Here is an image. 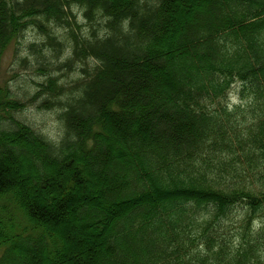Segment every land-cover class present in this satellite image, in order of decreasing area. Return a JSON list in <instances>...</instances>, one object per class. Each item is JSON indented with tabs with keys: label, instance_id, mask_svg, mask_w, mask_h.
Segmentation results:
<instances>
[{
	"label": "trees",
	"instance_id": "obj_1",
	"mask_svg": "<svg viewBox=\"0 0 264 264\" xmlns=\"http://www.w3.org/2000/svg\"><path fill=\"white\" fill-rule=\"evenodd\" d=\"M29 27L83 65L0 85V264H264V0H0V60Z\"/></svg>",
	"mask_w": 264,
	"mask_h": 264
},
{
	"label": "rangeland",
	"instance_id": "obj_2",
	"mask_svg": "<svg viewBox=\"0 0 264 264\" xmlns=\"http://www.w3.org/2000/svg\"><path fill=\"white\" fill-rule=\"evenodd\" d=\"M73 13L75 14V23L79 24L81 33L86 34L89 31V26L87 23L82 19V14L77 11L76 9H72ZM75 25V24H73ZM74 29L77 30L76 25ZM68 30L66 29H59L57 33L59 36L68 37V41L66 44V49L63 50L62 54L57 58L59 61H62L70 56V48L72 45V39L68 36ZM45 40V36L40 33L35 27H29L22 34L15 37L10 41L8 46L5 48L3 55L0 61V85L1 86H9L13 92L17 95L22 96L24 92H32L35 88L33 84H31L32 79L36 82L41 81L42 79L39 76H45L52 71L59 75L60 80L68 81L72 78H78V74H80L79 67L83 64L81 62H76V68L73 71H58V70H50V71H42L37 70V66L34 68V55L29 52L28 46ZM69 46V47H67ZM46 49H48V54H52L53 49L47 44ZM54 53V52H53ZM27 55L29 60L32 62V65L28 68H25L19 65V57H23ZM50 59L57 61L54 57H49ZM41 71V72H40ZM63 72V73H61ZM78 76V77H77ZM27 82L29 84H27ZM240 89L241 87L236 84L234 85L231 90L227 93L225 98V103L229 105L238 104L240 102ZM247 101L243 102V104ZM22 118L25 120L33 123L37 127H40L47 131L48 135L51 137L58 136V124L56 120L55 112H42L36 109L34 102L26 101L24 108L22 109V113L20 114ZM21 118V119H22ZM77 239H81L79 236ZM2 250L0 249V253Z\"/></svg>",
	"mask_w": 264,
	"mask_h": 264
}]
</instances>
